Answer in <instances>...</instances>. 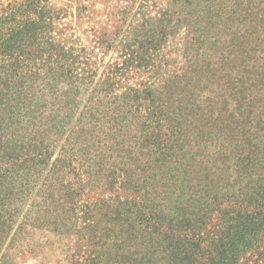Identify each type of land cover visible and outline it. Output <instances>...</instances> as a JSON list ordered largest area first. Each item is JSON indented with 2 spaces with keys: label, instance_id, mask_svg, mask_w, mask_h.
Masks as SVG:
<instances>
[{
  "label": "trees",
  "instance_id": "16d2710c",
  "mask_svg": "<svg viewBox=\"0 0 264 264\" xmlns=\"http://www.w3.org/2000/svg\"><path fill=\"white\" fill-rule=\"evenodd\" d=\"M42 237L68 264H264V0L0 10V264Z\"/></svg>",
  "mask_w": 264,
  "mask_h": 264
},
{
  "label": "rangeland",
  "instance_id": "374dc122",
  "mask_svg": "<svg viewBox=\"0 0 264 264\" xmlns=\"http://www.w3.org/2000/svg\"><path fill=\"white\" fill-rule=\"evenodd\" d=\"M11 0H0V10L8 5ZM42 240L37 244L31 246L30 249H26L25 253L15 254L13 258L8 259L6 264H68L67 262L60 261V256L51 246V243H45L46 239ZM35 252V253H34ZM59 258V259H58Z\"/></svg>",
  "mask_w": 264,
  "mask_h": 264
}]
</instances>
